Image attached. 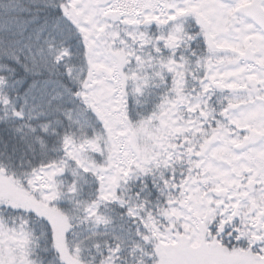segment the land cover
Listing matches in <instances>:
<instances>
[{
    "label": "snow or ice",
    "instance_id": "1",
    "mask_svg": "<svg viewBox=\"0 0 264 264\" xmlns=\"http://www.w3.org/2000/svg\"><path fill=\"white\" fill-rule=\"evenodd\" d=\"M0 264H264V0H0Z\"/></svg>",
    "mask_w": 264,
    "mask_h": 264
}]
</instances>
